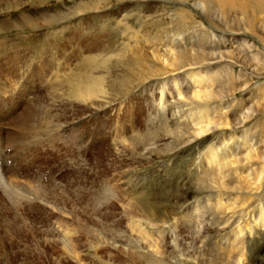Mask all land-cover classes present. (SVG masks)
Here are the masks:
<instances>
[{
  "label": "rangeland",
  "instance_id": "rangeland-1",
  "mask_svg": "<svg viewBox=\"0 0 264 264\" xmlns=\"http://www.w3.org/2000/svg\"><path fill=\"white\" fill-rule=\"evenodd\" d=\"M27 1L0 12V264H264L262 25Z\"/></svg>",
  "mask_w": 264,
  "mask_h": 264
},
{
  "label": "bare ground",
  "instance_id": "bare-ground-1",
  "mask_svg": "<svg viewBox=\"0 0 264 264\" xmlns=\"http://www.w3.org/2000/svg\"><path fill=\"white\" fill-rule=\"evenodd\" d=\"M100 1V0H96ZM129 2V1H133V0H118V2ZM139 1V0H138ZM177 2H181L182 5L186 4V3H192L193 7L195 10H197L200 14H212V18H213V14H215V12H217L220 16V19L216 20L214 23L216 24H224V26L227 27V22H226V18L227 16H229L231 13L237 15V19L235 20V22H238V24H240L241 22L252 32V30L255 28L257 23H260L264 29V0H174ZM91 2V1H90ZM29 1L27 0H18L16 2H7L4 6V8H0V12L6 10H16L17 7H20L22 5H26L28 4ZM92 6L95 5V2H91ZM103 3V2H102ZM105 3V2H104ZM101 4V3H100ZM86 5V4H85ZM99 7V6H98ZM101 7V6H100ZM33 8V7H32ZM81 8V9H80ZM82 9L86 10V7H79V9H77L78 13H82L83 11H81ZM221 15H220V13ZM186 13L184 11H180L178 14L176 13V15L174 16V20L172 19L171 22H169V27L170 28H174V30L177 31H183L186 29L187 25H188V18L186 17ZM222 16V17H221ZM241 17L242 21L239 20V17ZM210 18V17H209ZM27 20V19H26ZM120 24L122 23L121 20H119ZM118 22V23H119ZM159 22V21H158ZM213 22V21H212ZM160 24V23H159ZM168 24V23H167ZM123 25V23L121 24ZM154 25V24H153ZM211 25V23H210ZM14 26V24H13ZM127 26V25H125ZM156 26V25H155ZM123 27V26H122ZM215 27V26H214ZM225 27V28H226ZM15 29H17L16 26H14ZM121 28V27H120ZM128 28L127 27H124ZM157 29V28H156ZM165 30V29H164ZM167 30H169L167 28ZM12 31V30H10ZM124 31V30H123ZM128 32V30H127ZM126 32V33H127ZM123 33V32H122ZM235 35V34H234ZM127 36V35H126ZM232 36V35H231ZM123 37V36H122ZM72 39L74 37H71ZM148 42V41H147ZM262 43V42H261ZM12 58H16V56H13ZM27 59V58H26ZM13 61V60H12ZM29 63V62H28ZM32 63V62H31ZM26 70V69H25ZM27 75V74H25ZM17 84V83H16ZM21 84V81H20ZM2 86V85H1ZM14 87V86H13ZM5 88V87H4ZM15 88V87H14ZM23 89V88H22ZM13 90V89H11ZM6 91V90H5ZM8 91V90H7ZM86 92L80 94L79 99L80 100H84L87 99V101H90V97L93 95V93L89 90V89H85ZM12 93V92H11ZM10 93V94H11ZM51 99V98H50ZM86 101V100H85ZM86 101V102H87ZM52 102V100H51ZM83 102V101H82ZM92 102V101H91ZM84 103V102H83ZM49 104V102H48ZM85 104V103H84ZM51 105V104H50ZM89 105V104H88ZM87 106V105H86ZM92 107V104L90 105ZM100 105H98L99 107ZM102 106V105H101ZM89 108V107H88ZM100 108V107H99ZM102 109V108H101ZM94 111H97L95 109H92ZM40 112V111H39ZM86 114V113H85ZM89 114V113H88ZM86 116V115H85ZM89 118V117H88ZM73 122V121H72ZM68 124V122H67ZM34 125V124H33ZM69 125V124H68ZM57 126V125H56ZM65 126V125H64ZM63 125H59L57 126V130L56 132H59L60 129H64ZM32 127V126H31ZM72 128V127H71ZM70 128V129H71ZM62 129V130H63ZM38 130V129H37ZM35 130V131H37ZM68 131V130H67ZM55 132V133H56ZM64 132V131H63ZM37 132H34V134H36ZM42 133V132H41ZM38 134V133H37ZM60 134V133H59ZM66 134V133H65ZM58 135V133H57ZM46 137V136H45ZM48 138V137H47ZM38 139V138H36ZM35 139V140H36ZM39 142V141H38ZM45 142V141H44ZM56 149V148H55ZM8 175V174H7ZM61 230V229H60ZM62 231V230H61ZM151 248V247H150Z\"/></svg>",
  "mask_w": 264,
  "mask_h": 264
}]
</instances>
